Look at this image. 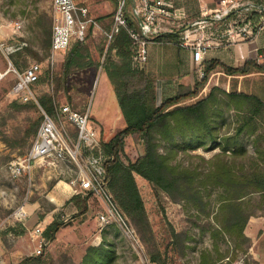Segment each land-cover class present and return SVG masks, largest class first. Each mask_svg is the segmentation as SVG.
Masks as SVG:
<instances>
[{"label": "trees", "instance_id": "trees-1", "mask_svg": "<svg viewBox=\"0 0 264 264\" xmlns=\"http://www.w3.org/2000/svg\"><path fill=\"white\" fill-rule=\"evenodd\" d=\"M254 1L264 5V0ZM112 2L114 5L117 4L116 0ZM249 17L254 20L257 14L251 13ZM105 18L104 15L95 21L99 22ZM111 21L104 25L103 30L109 29ZM38 26L42 41L44 40L45 46L49 48L50 20L39 22ZM102 37V40L95 43V49L99 54L96 57L91 55L89 45L79 41L73 42L65 51L59 75L54 76V81L57 84L62 82L63 88L66 89L70 74L98 67L106 76L124 121V126L108 139H98L101 152L108 156L105 162L107 190L116 207L133 225L140 239L147 244L149 261L155 264H168L167 251L166 249L160 251L154 243L135 176L147 183L151 194L158 202L162 196H166L172 202L182 201L202 214L205 223L200 225L199 231L201 234L207 232L212 249L218 256L213 258L204 250L200 254V264H213L221 259L218 253L219 241L225 237L232 241L233 250L246 255L250 246V239L244 234L246 222L256 212L264 213V170L256 164L252 165L251 162L237 171L226 160L225 152L230 149L235 155L244 157V148L237 137L245 129L252 132L249 129L250 121L264 113V101L253 94L226 92L213 86L194 102L180 104L181 101L197 95L206 81L208 72L214 67L220 66L228 74L244 72L246 68L229 67L216 59L204 61L202 75L193 86L179 85L176 94L156 104L154 79L142 64H132V41L125 29L121 28L107 45L104 34ZM152 40L177 44V35L174 32L165 33ZM31 52L24 46L10 53L8 57L12 65L21 70L27 66L24 65L25 61L21 60L22 56L30 55ZM247 64L258 68L263 66L254 62ZM38 81L39 75L36 83ZM58 94L56 86L53 89V96L43 94L36 98V102L28 101L33 107H40L47 114H53L62 106L56 101ZM224 106L242 113L246 119L240 123L235 135H224L219 138L217 121L223 119ZM41 119L42 114L35 126ZM36 130L37 128L33 130V136ZM133 135L137 136V142L132 149L129 139ZM161 143L165 144L162 152L159 151ZM254 143L256 144V141ZM198 148L204 151L219 148V152L208 160L197 156L207 164L206 170L173 162L179 152L188 153ZM209 187L221 189L211 220L210 212L207 210L208 200L203 194ZM254 194L255 198L252 196ZM89 197L90 193L73 194L66 203L70 202L76 208V214L82 215L87 210ZM253 199L255 203L252 204ZM61 225V221L56 219L51 221L43 229L42 236L46 240H52ZM189 238L186 232L171 231V245L174 249H179L181 254L188 246L184 241ZM103 241L102 239L99 245L87 247L78 264H112V250L104 247ZM50 259L49 255L43 256L40 253L24 257L16 264H48ZM66 261L67 259H64L63 262Z\"/></svg>", "mask_w": 264, "mask_h": 264}, {"label": "rangeland", "instance_id": "rangeland-1", "mask_svg": "<svg viewBox=\"0 0 264 264\" xmlns=\"http://www.w3.org/2000/svg\"><path fill=\"white\" fill-rule=\"evenodd\" d=\"M75 1L85 5L89 17L93 19L106 16L105 19L96 21L101 29L91 26L88 28L87 36L83 42L89 45L91 55L96 57L99 54L95 49V43L103 39L104 25L110 23L116 5L112 0ZM50 12L51 0H0V24L16 20L22 21L19 33H23V36H20L19 33L12 34L11 29L6 28L5 31L9 35H13V39H9L6 43L21 40L20 37L28 40L30 44H26V47L32 52L30 55H23L21 60L25 61L24 65L38 63L40 66L39 81L33 85L35 99L30 101L36 102V98L43 94L53 96V89L57 86V92H59L56 97L57 103L68 105L78 112L87 110L89 123L96 129L98 139H108L124 126V121L110 86L109 90L106 88L105 81L108 83V80L102 69L98 67L97 69H87L70 74L66 89L63 88L62 82L57 84L54 81V76L59 75L65 51L52 59L50 47L45 46L44 40L42 41V36L38 32V23L50 20L51 33ZM5 66L6 60L0 54V68ZM13 82L14 78L11 74H8L0 82V168L3 172L5 171L6 179L2 181L7 186V196L11 199L10 209L0 211L1 218L9 216L23 197H26L31 191L32 195L39 196V194L48 191L56 181L69 184V181L75 176L76 170L74 164L45 157L34 164L29 182L23 176L19 178L9 176L6 164L13 158L25 155L33 139V130L39 126V124L35 126V123L43 110L37 106L33 107L29 101H23L18 96L12 95L10 88ZM200 97L202 96L187 98L180 104L194 102ZM245 119L242 113L224 106L223 119L217 121L218 137L235 135L238 126ZM63 127L72 138L75 137L73 126L64 123ZM249 129L252 132L245 129L237 137L244 148V157L235 155L230 149L225 152L226 160L237 171L243 166H248L251 162L252 165L256 164L264 170V113L250 121ZM136 142L137 136H131L129 144L132 149ZM164 147L165 144L161 143L159 151L162 152ZM217 152H219V148L208 151L198 148L190 150L188 153L179 152L173 162L206 170L207 164L197 156L202 157L203 160H208ZM135 179L151 227L154 243L160 251L166 249L168 264H200V254L204 250L208 251L213 258L218 256L212 249V242L207 232L201 234L199 231L200 225L205 223L202 214L200 215L190 205H186L182 201L172 202L166 196H162L158 202L151 194L147 183L138 176H135ZM77 186L76 183L75 187ZM219 193H221V189L218 187H209L207 191L203 192L206 200H208L207 210L210 212V220L216 211V199ZM252 196L255 198V194ZM251 202L252 204L255 203L254 199ZM42 204L47 206L43 200ZM104 211L103 201L94 195H90L88 198L87 210L84 214H73L68 209L60 233L62 240L52 243L49 251L45 249V246L42 247V255H49L51 258L48 264H70V262L78 264L87 247L99 245L102 239L104 240L103 246L112 250V264H155L149 261L147 244L140 239V235L128 219L136 233V240H132L115 223L99 224L98 215ZM3 227V224H0V231ZM172 230L186 232L190 237L184 241V244L188 246L184 249L183 254L171 245ZM244 231L247 233L244 232V234L250 239V246L246 255L241 251L233 250L232 241L225 237L224 240L219 241L218 253L221 255V259L213 264H259L260 262L264 264V213L256 212L250 216ZM24 257L26 256L22 255L19 261ZM64 259L67 261L63 262Z\"/></svg>", "mask_w": 264, "mask_h": 264}, {"label": "built area", "instance_id": "built-area-1", "mask_svg": "<svg viewBox=\"0 0 264 264\" xmlns=\"http://www.w3.org/2000/svg\"><path fill=\"white\" fill-rule=\"evenodd\" d=\"M213 1V8L204 5L201 14L188 19L183 8L173 0H117L110 27L103 30L106 45L123 28L131 39L133 65H141L147 58V42L165 33H176L177 45L190 50L194 60L203 67L202 60L210 47H218L237 42H249L264 30V5L254 0H202ZM256 13L254 20L249 16ZM50 56L67 51L73 42H84L88 28L99 27L89 17L87 7L75 0H51ZM21 20L0 24V54L6 66L0 68V82L11 74L14 82L10 88L12 95L23 101L34 98L33 85L39 75L38 63L28 64L19 70L9 59V54L26 46L25 41H13L5 29L18 34ZM264 57V47L255 49V60ZM68 123L75 130L72 138L63 124ZM96 151V152H95ZM45 157L55 161L74 164L75 176L69 181L73 194L97 196L105 205V211L98 215L101 225L115 223L121 230L136 240V233L124 214L116 207L107 190L105 162L108 156L101 152L96 129L89 123L87 110L78 112L68 105H62L49 115L42 110V119L31 144L22 157H16L6 164L9 176L26 177L31 180L34 164ZM53 162V161H52ZM77 183V187L76 186ZM74 186V187H73ZM38 245L33 254H40L46 239L39 226L33 229Z\"/></svg>", "mask_w": 264, "mask_h": 264}, {"label": "crops", "instance_id": "crops-1", "mask_svg": "<svg viewBox=\"0 0 264 264\" xmlns=\"http://www.w3.org/2000/svg\"><path fill=\"white\" fill-rule=\"evenodd\" d=\"M174 4L184 9L188 19L198 17L204 5L213 8L214 2L202 0H173ZM23 36V33H19ZM18 41L28 40L20 37ZM147 58L142 65L146 72L154 79L155 103L159 104L163 99L176 94L179 85L193 86L194 82L202 75V68L194 60L190 50L180 47L172 42H158L149 40L147 42ZM264 47V30L259 32L249 42H237L225 44L218 47H210L205 52L202 60L216 59L226 66H244L246 71L225 73L220 66L214 67L206 76V81L199 89L196 96L205 95L213 86L219 87L226 92H242L253 94L264 101V57L255 60V49ZM34 48V47H32ZM63 52H58L54 56ZM254 62L263 65L258 68L247 64ZM109 90V85L106 83ZM202 94V95H201ZM103 124L102 122H98ZM1 154V153H0ZM5 172V171H4ZM0 168V211L10 209V198L7 196V186L2 180L6 174ZM5 195V196H3ZM73 195L69 184L56 181L44 194L32 195L28 193L16 206L9 216L0 217L3 229L0 231V264H16L22 258L32 256L38 245V238L33 229L39 226L41 231L53 220L62 222L52 240H46L45 249L50 250L52 243L62 240L60 235L63 222L68 209L70 213L76 214V208L66 201ZM45 201L46 207L43 206ZM13 229V230H12ZM245 234L246 231H244ZM247 236V235H246ZM263 264V263H259Z\"/></svg>", "mask_w": 264, "mask_h": 264}]
</instances>
